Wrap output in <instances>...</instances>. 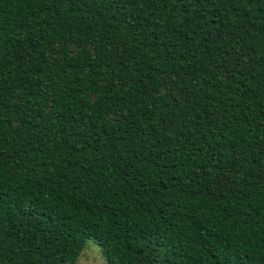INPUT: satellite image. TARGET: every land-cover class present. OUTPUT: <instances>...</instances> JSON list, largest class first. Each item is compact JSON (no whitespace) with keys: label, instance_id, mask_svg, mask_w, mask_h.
I'll return each instance as SVG.
<instances>
[{"label":"trees","instance_id":"1","mask_svg":"<svg viewBox=\"0 0 264 264\" xmlns=\"http://www.w3.org/2000/svg\"><path fill=\"white\" fill-rule=\"evenodd\" d=\"M264 264V0H0V264Z\"/></svg>","mask_w":264,"mask_h":264},{"label":"rangeland","instance_id":"2","mask_svg":"<svg viewBox=\"0 0 264 264\" xmlns=\"http://www.w3.org/2000/svg\"><path fill=\"white\" fill-rule=\"evenodd\" d=\"M76 264H107L101 247L93 239H88Z\"/></svg>","mask_w":264,"mask_h":264}]
</instances>
